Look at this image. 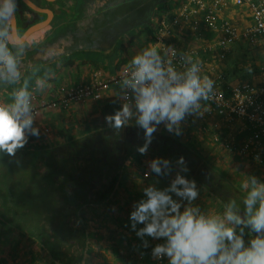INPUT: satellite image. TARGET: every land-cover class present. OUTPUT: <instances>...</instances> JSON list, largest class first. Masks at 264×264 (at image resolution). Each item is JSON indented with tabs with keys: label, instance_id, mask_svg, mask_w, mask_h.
I'll return each instance as SVG.
<instances>
[{
	"label": "crops",
	"instance_id": "crops-1",
	"mask_svg": "<svg viewBox=\"0 0 264 264\" xmlns=\"http://www.w3.org/2000/svg\"><path fill=\"white\" fill-rule=\"evenodd\" d=\"M31 1L36 7L30 6L25 0H17L12 31L24 34L30 26L44 22L42 27L25 37V42L30 36L33 39L26 47V51L32 52L27 56L25 51L23 63L38 69L36 75L51 73L48 86L43 91H37L39 96L46 100L55 97L60 87L89 83L93 70L97 68L110 74L128 66L132 55L153 41L156 29L160 26L158 20L162 19L169 22L173 31L167 39L168 44L180 51L197 49L202 60H208L207 67L214 68L211 72L225 73L226 87L243 81L257 82L259 67L264 65V49L251 45L243 35L233 39L227 48L222 49L215 45L220 36H223L221 29L209 28L198 15L194 16L199 22L198 29L185 22L172 24L170 17L184 0ZM223 19L229 20L239 33L253 23L252 15L246 6H229L220 10L218 22L221 23ZM208 45L215 46L212 50L214 52H206L209 51ZM253 50L262 55L260 61L252 56V59H241L235 65V56H224L235 55L234 51L240 53ZM121 56H125L126 63L120 60ZM258 63L263 64L252 71L251 66ZM203 73L207 74V71ZM25 74L31 76V68ZM32 79L34 80V77ZM8 91L10 89L0 91V101L8 98ZM120 96V86H112L99 100L84 99L72 103L67 109L57 107L42 110L38 115H34L40 135L30 136L25 146L52 147L80 135L81 131L90 127L107 126L104 117L119 108ZM76 119L81 122L77 124ZM216 122L221 125L224 138L231 140L234 136L237 139L244 136V131L238 133L241 121L227 123L217 113L209 111L199 117L187 116L181 123L182 134L194 139V145L202 149L201 152L206 158L214 160L217 164L221 162L224 170L227 171V166H235L240 169L239 172L246 174L247 171V174L259 178L262 168L257 163L226 151L212 142L211 131L203 132L204 124L212 125ZM157 129L167 132L163 125ZM155 157L158 156L148 151L142 156H131L123 167L120 185L114 196L101 204L84 206L83 214L90 238L89 252L83 264H117L120 263L119 254L122 258L128 254V258L138 264H146L151 260L149 249L137 248L140 241L127 225L132 204L142 196V187L153 180H159L161 185L166 183L165 179L151 174L144 177V172L149 171L148 161ZM197 185L200 187L198 203L205 209L218 211L222 202L214 197L219 201L215 203L208 191L198 183ZM153 242L150 241V246ZM123 247L128 252L122 250ZM140 252H144V255L141 256ZM0 263L59 264L51 259L40 242L1 220Z\"/></svg>",
	"mask_w": 264,
	"mask_h": 264
},
{
	"label": "clouds",
	"instance_id": "clouds-1",
	"mask_svg": "<svg viewBox=\"0 0 264 264\" xmlns=\"http://www.w3.org/2000/svg\"><path fill=\"white\" fill-rule=\"evenodd\" d=\"M17 0H0V88L10 89L0 101V156H14L38 137L32 105L36 91L48 86L51 73L25 65V37L13 33ZM31 68V76L25 73ZM34 77V80L32 79ZM121 103L104 119L113 130L134 124L143 130L146 153L158 126L176 136L189 115L203 116L206 102L215 96V81L202 72L199 59L184 55L177 59L174 48L148 43L132 55L120 80ZM153 180L142 187V196L132 204L128 227L139 239L138 249L150 247L154 261L166 264H264V180L248 174L239 197L223 201L218 211L198 203L200 187L186 175L184 156L174 161L155 157L148 161ZM143 256L144 252H140Z\"/></svg>",
	"mask_w": 264,
	"mask_h": 264
},
{
	"label": "trees",
	"instance_id": "trees-1",
	"mask_svg": "<svg viewBox=\"0 0 264 264\" xmlns=\"http://www.w3.org/2000/svg\"><path fill=\"white\" fill-rule=\"evenodd\" d=\"M143 142L134 124L120 130L96 125L52 147L24 146L0 156V220L40 242L54 262L83 264L90 238L83 208L114 196L126 161L144 155L137 151ZM147 151L172 161L184 156L187 174L222 203L243 194L180 136L157 129Z\"/></svg>",
	"mask_w": 264,
	"mask_h": 264
},
{
	"label": "built area",
	"instance_id": "built-area-1",
	"mask_svg": "<svg viewBox=\"0 0 264 264\" xmlns=\"http://www.w3.org/2000/svg\"><path fill=\"white\" fill-rule=\"evenodd\" d=\"M237 5L246 6L253 18V23L242 33H239L229 20L223 19L221 23L218 22L220 10ZM197 15L203 19L209 28L221 29L223 36H220L215 45L222 49L227 48L228 43L240 35L245 36L251 45L264 49V0H184L171 15L170 21L172 24L185 22L194 29H198L199 22L194 19V16ZM158 21H160V26L156 29L151 43L159 44L164 50L171 46L177 53V59L184 55L199 59L202 72L207 71V75L215 81V96L213 100L207 102L210 106L209 112L217 113L227 123L236 120L241 121L238 133L241 131L245 133L239 139L236 136L231 140L226 139L222 135V127L218 122L212 125L204 124L202 126L203 132L209 133L211 131L212 142L220 145L226 151L257 163L262 168V175L259 178L264 180V65L259 67L257 82L243 81L226 87L225 73L211 72L214 68L212 66L207 67L208 60H202L197 49L180 51L177 47L168 44L167 39L173 33L172 28L165 19ZM213 47L215 46L208 45L209 51L206 52H214L212 51ZM126 68L127 66L110 74H106L97 68L93 70L92 79L89 83H76L71 86L60 87L56 97L49 100L41 98L36 91L32 99L34 115H38L47 108L67 109L72 103L84 99H101L103 94L112 86L120 85L121 77ZM157 242L159 241H154L152 245ZM148 264H166V260L157 262L151 258Z\"/></svg>",
	"mask_w": 264,
	"mask_h": 264
},
{
	"label": "rangeland",
	"instance_id": "rangeland-1",
	"mask_svg": "<svg viewBox=\"0 0 264 264\" xmlns=\"http://www.w3.org/2000/svg\"><path fill=\"white\" fill-rule=\"evenodd\" d=\"M234 52H236V54L235 55H230V54H228V55H224L225 57L227 56L228 58H233V56H235L233 59H234V61H235V65H237V62H240L241 61V59H246L247 57H251V59L254 57V59H256L257 61H260L259 60V58L262 56L261 54H259L258 53V51H256V53H255V51L253 50V51H242V52H240V53H238V51H234ZM251 54H250V53ZM262 52V51H261ZM253 56V57H252ZM120 60L121 61H125V63H126V58H125V56H121V58H120ZM243 61V60H242ZM246 61V60H245ZM263 64V63H262ZM262 64H260V65H262ZM259 65V63L256 65H253V66H251L252 67V71H255V70H257L258 69V66H260ZM127 66V65H126ZM241 74H242V72H241ZM115 97H119V96H115ZM76 121V123L77 124H79L80 122H81V120L80 119H76L75 120ZM75 123V122H74ZM75 123V124H76ZM180 137L182 138V139H184V140H186V141H188L189 143H191V144H195L194 143V139H192V138H190V137H188V136H185L184 134H181L180 135ZM192 139V140H191ZM193 143H192V142ZM195 146V145H194ZM196 147V146H195ZM197 148V147H196ZM199 150H200V148H198ZM202 150V149H201ZM200 150V151H201ZM208 159V158H207ZM212 164H214L216 167H218L221 171H223L224 172V174H226L229 178H231V180H232V182L235 184V186H237L238 188H240L243 192L245 191V189L242 187V185H243V182H244V180L246 179V177H247V171H245L246 172V174H244V173H241V172H239L240 171V169L239 168H236L235 166H232V168H229V166H227L228 167V169H227V171L226 170H224V168L221 166V162H219V159H217L218 160V162H219V164H217L214 160H210V159H208ZM222 168H221V167ZM245 169V168H244ZM238 170V171H237ZM209 194V193H208ZM210 195V194H209ZM210 197L212 198V199H215L213 196H211L210 195ZM214 202L216 203V202H219V201H217V199H215L214 200ZM86 225H87V221H86ZM88 226V225H87ZM124 248V247H123ZM122 250H125L126 252H128V250L127 249H122ZM133 253V252H132ZM118 254H119V252H118ZM119 259H120V263H117V264H138V263H136V262H133V259L131 260V258H128V254H126V255H124V257L122 258L121 257V254H119V258H118V262H119ZM113 260V259H112ZM125 260H127V261H125ZM140 264H145V262H143V263H140Z\"/></svg>",
	"mask_w": 264,
	"mask_h": 264
},
{
	"label": "water",
	"instance_id": "water-1",
	"mask_svg": "<svg viewBox=\"0 0 264 264\" xmlns=\"http://www.w3.org/2000/svg\"><path fill=\"white\" fill-rule=\"evenodd\" d=\"M25 2L27 4H29L30 6L32 7H36V5L31 1V0H25ZM14 22V21H13ZM44 25V22L43 23H38V24H34L32 26H30L27 31L24 33V37H26L27 35H29V33H32L34 30L42 27Z\"/></svg>",
	"mask_w": 264,
	"mask_h": 264
},
{
	"label": "flooded vegetation",
	"instance_id": "flooded-vegetation-1",
	"mask_svg": "<svg viewBox=\"0 0 264 264\" xmlns=\"http://www.w3.org/2000/svg\"><path fill=\"white\" fill-rule=\"evenodd\" d=\"M23 5V4H22ZM25 6V5H24Z\"/></svg>",
	"mask_w": 264,
	"mask_h": 264
}]
</instances>
